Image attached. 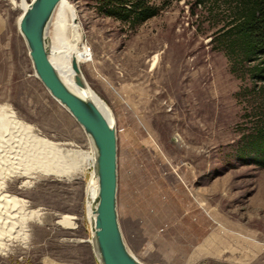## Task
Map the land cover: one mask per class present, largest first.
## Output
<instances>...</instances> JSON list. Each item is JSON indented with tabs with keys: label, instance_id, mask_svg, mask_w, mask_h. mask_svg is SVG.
<instances>
[{
	"label": "rangeland",
	"instance_id": "1",
	"mask_svg": "<svg viewBox=\"0 0 264 264\" xmlns=\"http://www.w3.org/2000/svg\"><path fill=\"white\" fill-rule=\"evenodd\" d=\"M153 1L162 12L132 29L94 0H67L46 29L54 56L69 59L79 33L93 53L80 69L114 115L127 246L144 264H264V166L241 151L264 118V81L235 69L223 38L238 0ZM23 12L20 0H0V104L73 153L56 161L65 173H39L25 190L13 185L37 215L26 242L0 251V264H100L87 210L90 137L37 77L19 29ZM167 44L184 51L189 70L181 90L161 99L165 116L155 105L141 113L138 87L149 102L165 89L174 58L152 63ZM39 152L36 162L48 166L51 149Z\"/></svg>",
	"mask_w": 264,
	"mask_h": 264
},
{
	"label": "bare ground",
	"instance_id": "2",
	"mask_svg": "<svg viewBox=\"0 0 264 264\" xmlns=\"http://www.w3.org/2000/svg\"><path fill=\"white\" fill-rule=\"evenodd\" d=\"M20 2L24 10L29 6L27 0H20ZM64 7H69L67 0H61L56 9L59 11ZM57 10L55 11L57 12ZM21 17L19 18V22ZM73 20H75V14H73L71 21ZM74 38L77 42V48L73 49L71 55L68 57L69 59H65L64 56L60 55L54 56V50L52 51L50 49L48 43L50 60L63 82L84 99L95 102L114 125L113 113L108 109V106L99 99L95 92L88 87L80 69L82 64H89L94 60L93 53L88 51L86 46L82 44V36L80 33L76 34ZM164 40L167 39L162 38L160 44H163ZM167 45L165 51H161L154 56L152 63L154 66L160 63V60L163 59L164 56H173V64L167 69L168 76L165 77L166 73H164L163 80L166 82L165 89L163 92L157 93L156 97L149 102L145 97L146 89L138 87V110L141 113L142 110L147 109L148 106L155 105V109H157L156 115L160 117L163 115L165 116L166 113L164 111L160 110L158 112V108H161L162 105L161 99L163 97L168 98L169 96L166 95L168 92L181 90L185 75H187L189 70L190 65L183 59L184 51L173 50L171 44ZM73 61L79 71H75L74 65L72 64ZM145 115L147 114L142 115V118L145 117ZM89 141L91 147L90 151L86 153L83 152V154H85L86 158L89 160L90 165L95 167V171L87 187V210L93 234L91 241L95 246L98 260L100 261V254L95 240V211L99 199L97 151L91 138ZM65 144L66 143H62V146H60L59 143L57 144L42 138L40 139L33 125L23 121L17 113L8 106L0 104V251L6 252L11 250V246L16 241L26 242L28 239V223L37 215L35 210H29L25 199L13 194V185L15 184V186H17L16 184L18 183L17 189L25 190L39 173L53 172L57 175H60L58 173H65V171H59L58 166H56V161L61 160L65 154L70 153L69 155H71V153H73L72 150L65 149ZM46 147L51 149L53 153L51 157L53 160L47 163L48 166H46V164L39 165L36 162L38 157L37 153L40 149ZM63 148L66 150V153H64Z\"/></svg>",
	"mask_w": 264,
	"mask_h": 264
},
{
	"label": "water",
	"instance_id": "3",
	"mask_svg": "<svg viewBox=\"0 0 264 264\" xmlns=\"http://www.w3.org/2000/svg\"><path fill=\"white\" fill-rule=\"evenodd\" d=\"M61 0H31L19 22L37 77L92 139L97 151L99 199L95 240L100 264H144L129 249L118 214V135L99 106L72 91L49 57L47 26ZM75 71H79L75 64Z\"/></svg>",
	"mask_w": 264,
	"mask_h": 264
},
{
	"label": "trees",
	"instance_id": "4",
	"mask_svg": "<svg viewBox=\"0 0 264 264\" xmlns=\"http://www.w3.org/2000/svg\"><path fill=\"white\" fill-rule=\"evenodd\" d=\"M96 10L132 29L159 15L164 6L153 0H94ZM227 54L242 74L264 81V0H238L236 10L223 29ZM254 61L256 64H253ZM253 151L264 166V118L244 138L242 153Z\"/></svg>",
	"mask_w": 264,
	"mask_h": 264
}]
</instances>
